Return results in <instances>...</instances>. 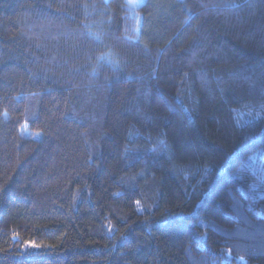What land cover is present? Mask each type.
<instances>
[{
    "label": "trees",
    "instance_id": "16d2710c",
    "mask_svg": "<svg viewBox=\"0 0 264 264\" xmlns=\"http://www.w3.org/2000/svg\"><path fill=\"white\" fill-rule=\"evenodd\" d=\"M0 264H264V0H0Z\"/></svg>",
    "mask_w": 264,
    "mask_h": 264
},
{
    "label": "rangeland",
    "instance_id": "374dc122",
    "mask_svg": "<svg viewBox=\"0 0 264 264\" xmlns=\"http://www.w3.org/2000/svg\"><path fill=\"white\" fill-rule=\"evenodd\" d=\"M145 0H131V3L134 7L140 6Z\"/></svg>",
    "mask_w": 264,
    "mask_h": 264
}]
</instances>
